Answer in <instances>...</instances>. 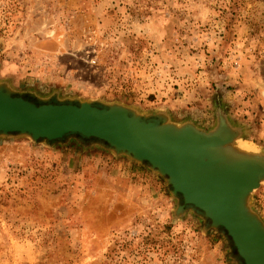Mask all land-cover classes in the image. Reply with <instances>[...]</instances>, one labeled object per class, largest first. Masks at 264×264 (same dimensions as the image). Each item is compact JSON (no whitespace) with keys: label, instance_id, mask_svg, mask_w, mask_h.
Returning a JSON list of instances; mask_svg holds the SVG:
<instances>
[{"label":"rangeland","instance_id":"374dc122","mask_svg":"<svg viewBox=\"0 0 264 264\" xmlns=\"http://www.w3.org/2000/svg\"><path fill=\"white\" fill-rule=\"evenodd\" d=\"M0 84L205 131L221 112L264 151V0H0ZM90 141L0 137V264H238L164 178ZM249 204L264 222V182Z\"/></svg>","mask_w":264,"mask_h":264},{"label":"water","instance_id":"95a60500","mask_svg":"<svg viewBox=\"0 0 264 264\" xmlns=\"http://www.w3.org/2000/svg\"><path fill=\"white\" fill-rule=\"evenodd\" d=\"M41 102L25 100L0 84V137L48 143L75 136L143 164L170 187L177 202L174 216L187 210L208 228L221 229L235 247L238 264H264V222L249 204L264 182V151L233 153L245 142H238L239 129L223 113L205 131L118 103Z\"/></svg>","mask_w":264,"mask_h":264},{"label":"bare ground","instance_id":"6f19581e","mask_svg":"<svg viewBox=\"0 0 264 264\" xmlns=\"http://www.w3.org/2000/svg\"><path fill=\"white\" fill-rule=\"evenodd\" d=\"M235 154H238L239 152L243 153H252L253 152V147L247 143L245 144H240L238 147L235 149V151H232Z\"/></svg>","mask_w":264,"mask_h":264},{"label":"flooded vegetation","instance_id":"af4514ba","mask_svg":"<svg viewBox=\"0 0 264 264\" xmlns=\"http://www.w3.org/2000/svg\"><path fill=\"white\" fill-rule=\"evenodd\" d=\"M24 99V98H23Z\"/></svg>","mask_w":264,"mask_h":264}]
</instances>
